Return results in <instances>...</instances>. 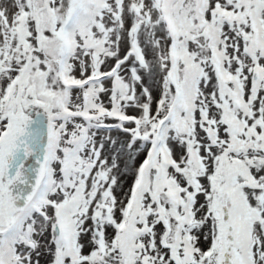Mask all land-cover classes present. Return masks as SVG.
Listing matches in <instances>:
<instances>
[{
    "label": "snow or ice",
    "instance_id": "6c2138e0",
    "mask_svg": "<svg viewBox=\"0 0 264 264\" xmlns=\"http://www.w3.org/2000/svg\"><path fill=\"white\" fill-rule=\"evenodd\" d=\"M0 264H264V0H0Z\"/></svg>",
    "mask_w": 264,
    "mask_h": 264
},
{
    "label": "bare ground",
    "instance_id": "6f19581e",
    "mask_svg": "<svg viewBox=\"0 0 264 264\" xmlns=\"http://www.w3.org/2000/svg\"><path fill=\"white\" fill-rule=\"evenodd\" d=\"M149 82H151V81H149ZM111 135H112L113 138H115V139H123L122 135H118L115 131H113V132L111 133Z\"/></svg>",
    "mask_w": 264,
    "mask_h": 264
},
{
    "label": "rangeland",
    "instance_id": "374dc122",
    "mask_svg": "<svg viewBox=\"0 0 264 264\" xmlns=\"http://www.w3.org/2000/svg\"><path fill=\"white\" fill-rule=\"evenodd\" d=\"M105 102H107V101H105Z\"/></svg>",
    "mask_w": 264,
    "mask_h": 264
}]
</instances>
